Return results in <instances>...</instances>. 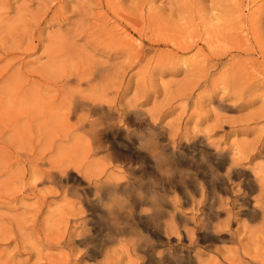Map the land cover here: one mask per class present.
Instances as JSON below:
<instances>
[{"label": "rangeland", "instance_id": "374dc122", "mask_svg": "<svg viewBox=\"0 0 264 264\" xmlns=\"http://www.w3.org/2000/svg\"><path fill=\"white\" fill-rule=\"evenodd\" d=\"M0 264H264V0H0Z\"/></svg>", "mask_w": 264, "mask_h": 264}, {"label": "bare ground", "instance_id": "6f19581e", "mask_svg": "<svg viewBox=\"0 0 264 264\" xmlns=\"http://www.w3.org/2000/svg\"><path fill=\"white\" fill-rule=\"evenodd\" d=\"M161 30V29H160ZM167 33V32H166ZM170 33V32H169ZM172 33V32H171ZM98 34V33H97ZM168 35V34H167ZM175 37V36H174ZM173 39V38H172ZM111 45V44H110ZM224 46V45H223ZM250 48V47H249ZM136 54V53H135ZM99 98V97H98ZM105 101V100H104ZM102 104V103H101ZM69 105V104H68ZM70 105H72V103H70ZM69 105V107H68V109H70V106ZM82 106H85L86 107V111H88V113H89V115L88 116H86L84 119H82L81 118V120L79 119L78 120V122L75 124V129L76 130H78V131H80V132H82V133H84L85 134V137L87 136V146H88V154H89V157H91V156H95V155H98V154H103V155H105V157L109 160V162H111L112 160H113V150H115L114 148L115 147H113V145H112V143L110 142V140H108V136L106 137V130L108 129V127L111 125L110 124V122L108 121V119H105L104 117H97V118H94V115H95V113H97V111L99 110V109H101V107L99 106V105H97V104H93V103H81V104H79L78 106L76 105H74V107H72L71 109H72V111H76V109H78L79 107H82ZM82 111V110H81ZM25 112V111H24ZM83 113V112H82ZM87 113V114H88ZM67 114H69V113H67ZM78 114V113H77ZM100 114H102V112L100 113ZM74 115H76V114H74ZM145 115V114H144ZM77 116V115H76ZM123 116V115H122ZM121 118V117H120ZM67 120H69V119H67ZM123 119H121V120H119V121H122ZM117 121V120H116ZM119 121H118V123H119ZM75 123V122H74ZM130 123V122H129ZM126 124H127V122H126ZM69 125H71V124H69ZM123 126V125H122ZM118 127V126H117ZM120 127V129H121V126H119ZM127 127H128V124H127ZM70 128H71V126H70ZM129 128V127H128ZM112 130V129H111ZM129 131H131V130H129ZM113 132V131H112ZM116 132V131H115ZM56 134V133H55ZM109 134V133H108ZM112 134H114V132L112 133ZM78 135H79V133H78ZM77 135V136H78ZM81 135V134H80ZM153 135V134H152ZM47 136V135H46ZM66 136V135H65ZM114 136V135H113ZM52 137V136H51ZM115 137V136H114ZM111 138V137H110ZM109 138V139H110ZM113 138V137H112ZM158 138V137H157ZM73 139V138H72ZM115 140V139H114ZM112 141V140H111ZM62 142V141H61ZM148 142H150V141H148ZM116 146V145H115ZM80 147V146H79ZM118 147V146H117ZM68 148V147H67ZM120 148V147H119ZM174 148V147H173ZM144 149H145V147H144ZM121 150H123V149H121ZM127 151V150H126ZM129 151V150H128ZM127 151V152H128ZM84 152V151H83ZM126 152V153H127ZM148 152H151L150 150L148 151ZM161 152V151H160ZM58 153V152H57ZM120 153V152H119ZM125 153V152H124ZM140 153H138V155H139ZM103 155H101V156H103ZM131 155V154H130ZM141 155V157H142V155L143 154H140ZM83 156V155H82ZM121 157H123V156H121ZM130 157V156H129ZM149 157H150V155H149ZM63 158V157H62ZM100 158V157H99ZM105 159V158H104ZM134 159V158H133ZM147 159V158H146ZM152 159V158H151ZM118 160H120V158L118 159ZM149 160V159H148ZM153 160V159H152ZM203 160V159H202ZM108 162V163H109ZM119 163V162H118ZM144 165V164H143ZM126 166V165H125ZM31 167V166H30ZM117 167V166H116ZM121 168V167H120ZM59 170V169H58ZM89 170V169H88ZM136 171H138V169L136 170ZM58 172V171H57ZM51 173V176H53V177H55V178H57V179H60V180H63V173H65V175H67V174H69V172H68V170H64L63 172H62V174L61 173ZM79 172V171H78ZM132 172V171H131ZM211 172V171H210ZM112 173V172H111ZM99 174V173H98ZM151 175V174H150ZM72 176L74 177V175L72 174ZM142 177V176H141ZM156 177V176H155ZM182 177V176H181ZM69 178L70 179H72L71 178V176H69ZM126 178V177H125ZM53 179V178H52ZM75 179L76 180H80L81 181V178L80 177H78V176H75ZM74 179V180H75ZM102 179V178H101ZM132 179H135V178H132ZM67 179H65V181H66ZM73 180V179H72ZM100 180V179H99ZM98 180V181H99ZM155 180V179H154ZM50 181V180H49ZM83 181V180H82ZM90 181L92 182V180L90 179ZM116 181H118V180H116ZM249 181V180H248ZM61 182V181H60ZM59 182V183H60ZM67 182V181H66ZM70 182V181H69ZM73 182V181H72ZM71 182V183H72ZM96 182V181H95ZM90 183V182H89ZM117 183V182H116ZM139 183V182H138ZM63 184V183H62ZM78 184V183H77ZM84 184H88L87 182H85L84 181ZM118 185H116L115 184V187H113V188H110V190L111 191H116L119 187H122V186H125V185H127V182H124V183H121V184H119V182L117 183ZM145 185H148V183L146 184V183H144ZM68 185V184H67ZM70 185V184H69ZM95 185V184H94ZM96 185H98L97 183H96ZM133 185H135V184H133ZM143 184H141V186H142ZM151 185V184H150ZM250 185L253 187V185H252V183H250ZM149 186V185H148ZM148 186H146V187H148ZM95 187V186H94ZM251 187V188H252ZM126 188H128V187H126ZM137 188V187H136ZM139 188V187H138ZM151 188V186L149 187V189ZM212 188V187H211ZM255 188V187H254ZM75 189V188H74ZM87 189V188H86ZM85 189V190H86ZM120 190V189H119ZM124 190V189H123ZM133 190H134V188H133ZM136 190H138V189H136ZM142 190V189H141ZM151 190V189H150ZM156 190H158V189H156ZM250 190H252V189H250ZM84 191V190H83ZM140 191V190H139ZM253 191V190H252ZM138 192V191H137ZM148 192H150V191H148ZM87 193V192H86ZM99 193V192H98ZM139 193V192H138ZM66 194V193H65ZM75 194V193H74ZM149 194V193H148ZM150 194H152V192L150 193ZM75 195H77V194H75ZM88 195V194H87ZM107 196V195H106ZM123 196H125V195H123ZM153 196V195H152ZM108 197H109V195H108ZM251 197V196H250ZM87 198H88V196H87ZM95 198V197H94ZM140 198V197H139ZM154 198H155V196H154ZM171 198V197H170ZM80 199H81V201L83 202L84 200H83V198H81L80 197ZM105 199V198H104ZM107 199V198H106ZM156 199V198H155ZM161 199V198H160ZM147 200V199H146ZM86 201V200H85ZM89 201V200H88ZM94 201V200H93ZM103 201V200H102ZM146 202V201H145ZM158 202V201H157ZM81 203V202H80ZM88 203H90V202H88ZM91 203H92V201H91ZM144 203V202H143ZM142 203V204H143ZM148 203V202H147ZM151 203H154V202H152V200H151ZM159 203V202H158ZM166 203V202H165ZM154 204H156L157 205V203H154ZM255 207V206H254ZM159 209V210H158ZM143 210V209H142ZM150 211V210H149ZM155 211H156V209H155ZM157 211L159 212L160 211V208H157ZM212 212V211H211ZM210 212V213H211ZM133 213V212H132ZM147 213V212H146ZM181 213V212H180ZM213 213V212H212ZM133 216H134V214H132ZM142 215V214H141ZM139 217H141V216H139ZM120 219V218H119ZM156 219V218H155ZM202 230V229H201ZM90 231H88L87 233H89ZM135 233V232H134ZM37 234V233H36ZM79 235V234H78ZM82 236V235H81ZM140 238V237H139ZM72 239V238H71ZM78 239V238H77ZM83 240H85V238L83 239ZM87 240V239H86ZM85 240V241H86ZM89 240V239H88ZM138 240H140V239H138ZM81 242V241H80ZM65 243V242H64ZM63 243V244H64ZM132 243V242H131ZM60 244V243H59ZM68 244V243H67ZM74 244V243H73ZM79 244V243H78ZM84 244V243H83ZM70 245H72V244H70ZM75 245H77V244H75ZM90 245V244H89ZM133 246V245H132ZM95 248V247H94ZM93 248V249H94ZM88 249V248H87ZM151 255V254H150ZM150 258V257H149ZM151 259V258H150ZM158 261H161V260H157L156 262H158ZM173 261V260H172ZM200 262V261H199ZM220 263V262H219Z\"/></svg>", "mask_w": 264, "mask_h": 264}]
</instances>
